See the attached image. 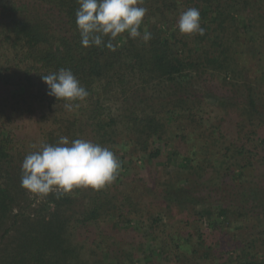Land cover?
Here are the masks:
<instances>
[{
    "label": "trees",
    "instance_id": "16d2710c",
    "mask_svg": "<svg viewBox=\"0 0 264 264\" xmlns=\"http://www.w3.org/2000/svg\"><path fill=\"white\" fill-rule=\"evenodd\" d=\"M141 6L148 10L141 33L147 30L152 38L145 43L140 38H128L125 32L112 41L115 50H110L103 45H81L75 15L77 0H0V90L13 89L10 96L0 95V103L6 104L10 97L20 104L17 110H9L7 120L13 111L43 113L44 103L48 109L54 105L57 110L52 122L41 131L43 140L35 143L29 138L28 146L16 139L5 124V112H0V264H135L130 249L105 240L96 245V250H89L96 258H83L78 251L83 247L73 238L75 232L81 235L82 229L89 231L101 218L114 215L111 205L107 206L114 196L109 197L108 192L109 198L89 196L76 210L71 195L50 193L44 197V210L31 214L20 206L27 197L21 186L22 161L38 150L41 142L54 144L60 137L82 139L86 131L94 143L112 151L117 137L127 132L137 152L155 157L160 153L153 147L157 142L168 144L174 137L184 141L187 135L197 133L205 119L203 107L210 99L223 108L222 118L211 126V133L226 135V118L231 132L229 145L221 153L209 152L204 139L199 149L193 146L180 164L193 176L170 184L165 201L178 207L202 203L205 200L195 191L213 178L220 183L231 178V172L242 175L238 203H220L216 214L223 217V222L219 221L222 226L234 217L240 222V232L256 227L258 232L250 238L238 235V253L220 264H251L257 243L264 244V186L248 187L255 159L264 165L260 156L264 151V73L250 81L249 64L239 62L240 56L248 53L264 63L260 48L264 42V0H144ZM188 8L199 10L203 35L179 32V16ZM104 40L107 42V37ZM239 41L253 44L257 50L240 49ZM60 68L71 69L89 93L84 101L75 102L64 118L59 113L64 111L65 102L48 95L42 80V76ZM215 74L221 77L218 92L211 89ZM231 78L237 82L233 84ZM201 86L202 92L196 89ZM234 95L236 100L231 98ZM108 102L117 107L114 114ZM231 110L238 112L235 118ZM39 115L43 120L45 114ZM121 145L124 148L126 144ZM172 154L180 155L177 146ZM216 154L220 156L213 164L210 157ZM214 167L217 175L207 176L208 168ZM250 199L252 204L247 206ZM176 246L190 251L185 242ZM201 247L199 235L191 252L196 254Z\"/></svg>",
    "mask_w": 264,
    "mask_h": 264
},
{
    "label": "rangeland",
    "instance_id": "374dc122",
    "mask_svg": "<svg viewBox=\"0 0 264 264\" xmlns=\"http://www.w3.org/2000/svg\"><path fill=\"white\" fill-rule=\"evenodd\" d=\"M238 47L240 49H248L249 47L252 51L257 50L253 44H244L242 41H239ZM260 48L264 53V42ZM239 62L249 64L247 68L250 81H254L256 78L259 79L264 73V63H260L256 58L253 59L248 53L242 54ZM220 78V76L215 74V80L211 84V89L216 92L219 90ZM230 80L233 84L237 82L236 78H231ZM0 88L3 89L1 85ZM196 89L201 92L204 91L202 86ZM12 92V88L2 93L0 90V95L7 93L10 96L13 94ZM225 92L229 93L228 89ZM234 96L230 97L236 100L237 95ZM7 99L8 102L6 104L0 103V107L3 109L0 112H5L3 114L5 116V124L7 128L14 132L16 139L23 141L26 146H28L27 140L29 138L35 143L43 140L41 131L43 127L48 126L49 122H52L53 116L57 112L56 107L53 105L48 109L47 104L44 103L43 113L33 112L31 114L30 112L13 111L11 119L7 120V116L10 114L9 110H17L20 106L17 102L14 103L15 99H10V97ZM22 108H25V106H22ZM108 108H110L111 114H114L117 109L116 106L109 102ZM70 112L65 108L64 111H60L59 115L64 118ZM231 113H234L231 114L234 118L238 115L235 114L238 112L233 110H231ZM39 114L41 116L45 114L43 120ZM202 115L205 119L196 129L197 133L187 135L184 141L182 138H180V141L179 138L174 137L168 144L157 142L153 147L158 148L160 153L155 157L137 152L132 142V137L127 132L120 134L117 137L116 145L113 147L110 145L121 164L118 177L110 185L101 189L104 191L102 193L97 194L90 187L74 188L67 193L75 198L74 206L76 210H80L89 196L101 195L108 197L106 196L107 192L109 197L114 196L112 201L107 204L109 207L111 205L113 216L101 218L98 224H94L89 228V231L82 229L81 235L77 234L78 231L73 234L74 241L78 246L83 247L78 248L80 256L88 260L96 258L92 256L89 250L92 247L95 249L99 242L105 240L110 244L120 243L117 245L120 248L130 249L129 253L137 260L135 264H196L195 262H198L197 264H220L223 261L227 262L233 259L238 253L236 251V245L238 244L236 238L238 235L239 237L241 235V238H250L252 234L255 235L258 232L257 227L248 228L243 233L240 232L241 230L238 228L240 222L234 217L231 218L230 224L222 226L223 217L216 214L220 203L231 205L238 203L239 193L237 189L239 188L238 184L243 180L242 175H233L231 172V178L232 176L234 177L233 181L231 178H227L220 183L215 178H213V182L208 181L210 183L206 187H201L195 191L197 196L205 200L202 203L186 204L184 207H178L176 203L168 204L165 201V190L170 188V184L180 183L181 181L179 180L184 176H193L189 172L191 170L188 167H180L181 162L184 160L182 157L188 155L187 153L193 146L199 149L203 145L204 139L205 142H208V147H210L209 152L221 153L229 145V134L231 132L227 126L226 118L224 119L226 123L223 125V131L226 132L227 136L223 134L222 137H219L220 134L215 133L214 136L219 138V140H215L211 133V126H216L219 119L222 118L223 108H220L213 99H210L209 103L203 107ZM38 117H40L39 120ZM190 130L185 132L188 133ZM87 132H85L82 139L93 142ZM121 139H123L122 143L126 144L124 148H122V143H120ZM69 140L73 139L69 138ZM175 146H177L180 155L172 154ZM154 150L156 151V149ZM218 156L220 155H211L210 162L216 163ZM260 156L264 157L263 150H261ZM214 157L215 159H213ZM254 165L255 169L251 171L254 176L250 180L251 183L248 187L251 186L258 189L264 186V165H261L258 158L255 159ZM211 174L216 176L217 168H208L207 176ZM235 186L238 187L235 189ZM26 193V202L20 204V206L31 214H40L38 212L44 210L42 208L44 197L32 194L28 190H26ZM29 204L30 207H28ZM251 204L250 199L247 206ZM17 210L18 206L15 205L13 211L16 212ZM253 217L254 214H252ZM219 221H222L221 224ZM100 235L102 238H100ZM199 235L203 241V247L199 248V252L197 251L194 254L191 250L196 246ZM261 237L264 240V234ZM183 242L190 245V251H183L177 248L176 244ZM256 248H258L256 257L251 261V264H264V244L257 243ZM201 257L202 259L196 260V258ZM178 259H181L179 263Z\"/></svg>",
    "mask_w": 264,
    "mask_h": 264
},
{
    "label": "clouds",
    "instance_id": "9594fccd",
    "mask_svg": "<svg viewBox=\"0 0 264 264\" xmlns=\"http://www.w3.org/2000/svg\"><path fill=\"white\" fill-rule=\"evenodd\" d=\"M77 3L76 25L83 47L103 45L115 50L112 41L125 32L128 38H140L145 43L152 38L147 30L141 33L148 11L141 6L144 0H77ZM177 27L185 35H203L205 31L197 8L181 12ZM42 80L47 85V94L64 101L68 111L89 95L71 69L60 68L42 76ZM120 168L119 159L108 147L91 140L60 137L54 144L41 142L38 150L25 156L21 186L39 197L50 193L63 195L81 187L101 190L118 177Z\"/></svg>",
    "mask_w": 264,
    "mask_h": 264
}]
</instances>
